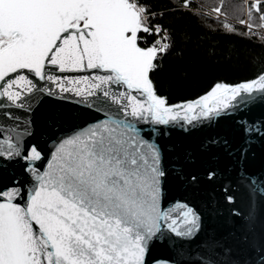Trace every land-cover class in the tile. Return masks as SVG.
I'll use <instances>...</instances> for the list:
<instances>
[{"label":"snow or ice","instance_id":"1","mask_svg":"<svg viewBox=\"0 0 264 264\" xmlns=\"http://www.w3.org/2000/svg\"><path fill=\"white\" fill-rule=\"evenodd\" d=\"M170 7L152 0H0V264H148L157 239L171 245L163 264H264V172L241 167L232 179L230 167L209 163L203 178L183 177L193 188L224 180L221 198L239 220L228 232L200 238L199 205L165 206L157 137L169 127L213 125L264 96L261 70L170 104L153 79L172 47L169 29L155 21ZM180 9L193 11L190 0ZM254 11L264 22V0L239 20L250 31ZM50 100L70 108L38 135L33 114ZM237 123L245 143L264 140V120ZM202 147L234 155L219 135Z\"/></svg>","mask_w":264,"mask_h":264},{"label":"water","instance_id":"2","mask_svg":"<svg viewBox=\"0 0 264 264\" xmlns=\"http://www.w3.org/2000/svg\"><path fill=\"white\" fill-rule=\"evenodd\" d=\"M181 102L183 101L170 104ZM69 108V102L50 100L43 107L37 109L32 119L38 135L50 117L66 114ZM242 120L249 122L264 120V96L257 94L256 99L243 112L223 118L213 125H205L188 131H184L178 126L169 127L167 135L161 134L157 137L162 149V167L166 172L162 183V190L166 198L165 206L168 203H175L177 200L199 205L204 223L200 238L212 230L228 232L238 226L239 220L230 217V206L221 198L219 186L224 183V180H218L215 185H209L205 180L201 185L193 188L186 187L183 177L192 173L201 175L203 178V169L209 163L212 166L219 163L221 168L230 167L232 170L230 178L232 179H235L237 170L241 167L249 173L264 172V140L257 138L250 145L245 143L244 133L240 124L237 123ZM218 135L229 140L230 151L234 155H228L222 147L213 149L212 153L202 147L209 137ZM245 149L247 152L241 162L240 157ZM213 154L215 159L212 158ZM16 172L17 178H20V169L17 168ZM225 175L229 174L225 173ZM208 203H212L213 207L205 208V204ZM171 256L172 250L168 241L157 239L151 242L147 255L148 264H154V260H160L163 264V261Z\"/></svg>","mask_w":264,"mask_h":264},{"label":"trees","instance_id":"3","mask_svg":"<svg viewBox=\"0 0 264 264\" xmlns=\"http://www.w3.org/2000/svg\"><path fill=\"white\" fill-rule=\"evenodd\" d=\"M199 1L211 7L222 6V12L234 20L244 18L243 0ZM152 2L171 6L162 20L155 21L169 29L172 47L153 76L159 93L169 103L194 99L220 81L235 84L254 79L264 70V37L241 25L229 31L224 20L202 13L176 10L182 0ZM259 15L253 24H261Z\"/></svg>","mask_w":264,"mask_h":264},{"label":"built area","instance_id":"4","mask_svg":"<svg viewBox=\"0 0 264 264\" xmlns=\"http://www.w3.org/2000/svg\"><path fill=\"white\" fill-rule=\"evenodd\" d=\"M255 2L256 0H243V4L245 8V15L243 19L248 20L247 8ZM190 4L193 11H195L199 7V13L208 15L216 20H224L227 24H230L232 26L241 25L239 21L226 16L222 11L220 14L215 13L213 11L214 7L208 6L199 0H190ZM257 14L259 13H256L255 11L253 12V19L257 16ZM241 26L247 28L246 25H241ZM251 31L253 33H258L260 36L261 35L264 36V22H262V24L253 25Z\"/></svg>","mask_w":264,"mask_h":264},{"label":"rangeland","instance_id":"5","mask_svg":"<svg viewBox=\"0 0 264 264\" xmlns=\"http://www.w3.org/2000/svg\"><path fill=\"white\" fill-rule=\"evenodd\" d=\"M215 8V7H214ZM227 24V23H226ZM261 24H262V22H261ZM253 25H256V24H253ZM247 30H249L248 28H246ZM250 31V30H249ZM252 32V31H251ZM253 33V32H252ZM256 34H258V33H256ZM259 35V34H258ZM261 37H264V36H262L261 35Z\"/></svg>","mask_w":264,"mask_h":264}]
</instances>
